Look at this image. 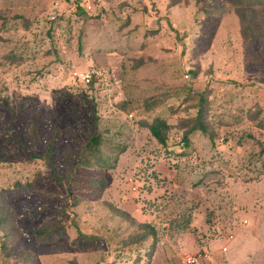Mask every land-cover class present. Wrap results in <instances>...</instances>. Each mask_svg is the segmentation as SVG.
<instances>
[{
    "label": "rangeland",
    "instance_id": "1",
    "mask_svg": "<svg viewBox=\"0 0 264 264\" xmlns=\"http://www.w3.org/2000/svg\"><path fill=\"white\" fill-rule=\"evenodd\" d=\"M233 1L0 0V264H264V42Z\"/></svg>",
    "mask_w": 264,
    "mask_h": 264
},
{
    "label": "trees",
    "instance_id": "2",
    "mask_svg": "<svg viewBox=\"0 0 264 264\" xmlns=\"http://www.w3.org/2000/svg\"><path fill=\"white\" fill-rule=\"evenodd\" d=\"M234 10L239 20L240 34L245 39H255L262 40L264 42V0H234ZM80 9V7H79ZM91 79L88 83L92 84ZM205 96L200 94L197 101V113L195 117L186 121L188 129L185 130L182 141L183 146L190 147V134L196 130L201 131L203 134L207 135L210 140H213L212 134L209 133L208 124L204 122L202 117ZM147 109L151 108V105H146ZM143 125L149 130L151 136L161 145H166L168 139V131L171 125L162 116L156 115L149 121H143ZM101 136L90 135L87 142L84 145L83 153L81 154V165L86 164L89 166V162H95L102 165L106 158L103 157L101 153ZM124 149H122L123 151ZM264 152V148H262ZM105 164H108L107 162ZM6 216L0 211V222L5 221ZM139 227L143 230V233L139 237V244H146L148 239L152 240V247L155 245L157 240V233L155 229L148 224H139ZM41 233L44 237L51 236L52 231L42 230ZM84 235L78 230V237H83ZM43 237V238H44ZM153 250V249H152Z\"/></svg>",
    "mask_w": 264,
    "mask_h": 264
},
{
    "label": "built area",
    "instance_id": "3",
    "mask_svg": "<svg viewBox=\"0 0 264 264\" xmlns=\"http://www.w3.org/2000/svg\"><path fill=\"white\" fill-rule=\"evenodd\" d=\"M95 73L94 70L91 71H85L78 74L80 79L84 81L85 83L89 82L91 80V77ZM77 75V73H75ZM246 222V221H245ZM232 236H229V239H231ZM222 251H227V246H223ZM208 254L202 251H198L195 253H192L185 257V264H199L201 261H203L205 258H207Z\"/></svg>",
    "mask_w": 264,
    "mask_h": 264
}]
</instances>
